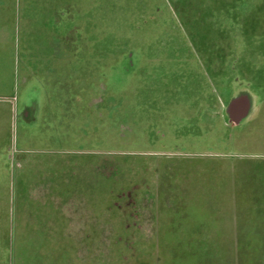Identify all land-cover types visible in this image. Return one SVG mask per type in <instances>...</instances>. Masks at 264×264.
Masks as SVG:
<instances>
[{"label": "rangeland", "instance_id": "rangeland-1", "mask_svg": "<svg viewBox=\"0 0 264 264\" xmlns=\"http://www.w3.org/2000/svg\"><path fill=\"white\" fill-rule=\"evenodd\" d=\"M37 7L69 43L0 81V264H264V0Z\"/></svg>", "mask_w": 264, "mask_h": 264}, {"label": "crops", "instance_id": "crops-1", "mask_svg": "<svg viewBox=\"0 0 264 264\" xmlns=\"http://www.w3.org/2000/svg\"><path fill=\"white\" fill-rule=\"evenodd\" d=\"M25 1L18 0V4L16 0H0V81L11 79L7 84L13 83L18 91L19 86L25 88L31 85L33 78H42L46 71L52 77H57L58 68L48 64H58L63 55L61 50L60 55L57 47L68 46L69 43L65 44L57 28L58 18L55 19V15L61 8L48 10L44 7L45 9L41 10L37 5L42 3V0ZM54 21L56 23L53 24ZM17 78L21 80L20 84L16 82ZM4 83L0 82V93ZM46 184L40 186L39 191L48 192L53 190V187L58 189V185ZM34 198L38 200V194H35Z\"/></svg>", "mask_w": 264, "mask_h": 264}, {"label": "flooded vegetation", "instance_id": "flooded-vegetation-1", "mask_svg": "<svg viewBox=\"0 0 264 264\" xmlns=\"http://www.w3.org/2000/svg\"><path fill=\"white\" fill-rule=\"evenodd\" d=\"M238 109H240V110H241V109H244V107H243V106H240V107H238Z\"/></svg>", "mask_w": 264, "mask_h": 264}]
</instances>
